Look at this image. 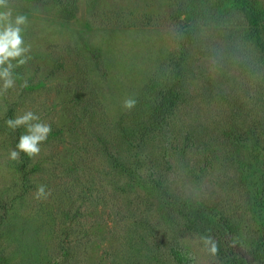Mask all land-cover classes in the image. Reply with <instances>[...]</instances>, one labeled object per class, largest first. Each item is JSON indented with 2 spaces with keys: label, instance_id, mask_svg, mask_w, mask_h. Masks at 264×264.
<instances>
[{
  "label": "rangeland",
  "instance_id": "obj_1",
  "mask_svg": "<svg viewBox=\"0 0 264 264\" xmlns=\"http://www.w3.org/2000/svg\"><path fill=\"white\" fill-rule=\"evenodd\" d=\"M10 4L0 264H264V0ZM27 111L52 131L13 161Z\"/></svg>",
  "mask_w": 264,
  "mask_h": 264
},
{
  "label": "clouds",
  "instance_id": "obj_2",
  "mask_svg": "<svg viewBox=\"0 0 264 264\" xmlns=\"http://www.w3.org/2000/svg\"><path fill=\"white\" fill-rule=\"evenodd\" d=\"M27 24L26 15H13L10 0H0V82H2L0 95L15 87L14 69L25 65L31 58L28 55L31 45L25 44L23 35ZM22 87H27L26 81L22 84ZM136 103L137 101L134 98H127L123 103V107L131 110L136 106ZM5 123L13 131L20 127L26 128V134L20 135L15 149L9 152L8 158L13 161H19L21 153L29 158L39 156L41 145L47 140L52 131L51 126L40 122V117L32 111H27L14 119L9 118ZM50 195L51 191H46V185H39L35 198L37 200L47 199Z\"/></svg>",
  "mask_w": 264,
  "mask_h": 264
}]
</instances>
